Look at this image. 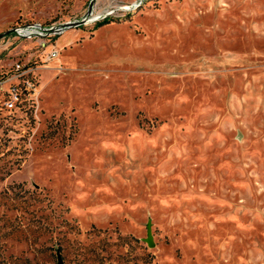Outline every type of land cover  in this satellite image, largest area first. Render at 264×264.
<instances>
[{"label": "rangeland", "instance_id": "374dc122", "mask_svg": "<svg viewBox=\"0 0 264 264\" xmlns=\"http://www.w3.org/2000/svg\"><path fill=\"white\" fill-rule=\"evenodd\" d=\"M135 2L52 60L0 38L37 89L9 111L0 84V264H264V0ZM88 3L0 0V32Z\"/></svg>", "mask_w": 264, "mask_h": 264}, {"label": "built area", "instance_id": "2783aa9c", "mask_svg": "<svg viewBox=\"0 0 264 264\" xmlns=\"http://www.w3.org/2000/svg\"><path fill=\"white\" fill-rule=\"evenodd\" d=\"M140 1L141 0H137V2L130 5H122L120 9L129 10L130 8L137 6ZM112 11V9H108L94 13V6H92L91 11L83 24L102 19L106 15H109ZM72 20L49 24H43L37 21L18 23L7 28L13 29V31L4 35L2 38L8 36L20 38L21 40L36 38L38 40L37 47L41 55L45 60H52L56 58L58 51L52 47L49 48V50L46 48L52 44L55 37L62 34L65 30L70 29H64L61 27V24ZM12 70L13 72L9 77L0 79V84L6 81V86L2 88L1 104L9 111H20L25 104L33 100L37 89L34 84L33 72L29 67H26V63H19L15 61L12 63Z\"/></svg>", "mask_w": 264, "mask_h": 264}, {"label": "water", "instance_id": "95a60500", "mask_svg": "<svg viewBox=\"0 0 264 264\" xmlns=\"http://www.w3.org/2000/svg\"><path fill=\"white\" fill-rule=\"evenodd\" d=\"M93 4H94V0H89V3L87 5V7H86V10L84 11V13L78 19L72 20V21H67V22L61 24V27L66 29V28H72V27H76V26H79V25L83 24L85 22L87 16H88V14L91 11ZM11 31H13V29H6V30L0 32V38H2L4 35L10 33ZM145 241H146V243L148 245H152L151 235H150V228H149L148 224H147V227H146ZM56 263L57 264H63L59 255L56 256Z\"/></svg>", "mask_w": 264, "mask_h": 264}, {"label": "trees", "instance_id": "16d2710c", "mask_svg": "<svg viewBox=\"0 0 264 264\" xmlns=\"http://www.w3.org/2000/svg\"><path fill=\"white\" fill-rule=\"evenodd\" d=\"M106 22H108V20H104V21H102V22H99L96 26H100V25H102V24H105Z\"/></svg>", "mask_w": 264, "mask_h": 264}]
</instances>
